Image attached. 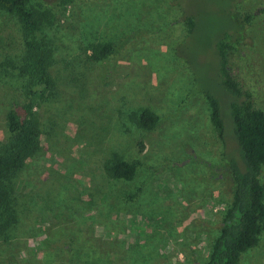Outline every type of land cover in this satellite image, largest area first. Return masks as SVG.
Masks as SVG:
<instances>
[{"label":"rangeland","instance_id":"rangeland-1","mask_svg":"<svg viewBox=\"0 0 264 264\" xmlns=\"http://www.w3.org/2000/svg\"><path fill=\"white\" fill-rule=\"evenodd\" d=\"M29 4L51 12L37 38L50 43L54 88L35 108L39 147L10 182L15 221L0 235V264H204L234 189L225 154L236 160L214 44L264 0ZM96 43L115 51L90 62L83 49ZM21 52L16 20L0 11V147L6 113L24 102L4 63ZM228 69L264 112V15L245 25ZM204 92L220 105L223 141ZM142 109L159 118L151 130L135 123ZM115 159L139 162L130 181L107 174ZM258 178L264 187V168ZM258 239L237 264H264V232Z\"/></svg>","mask_w":264,"mask_h":264},{"label":"trees","instance_id":"trees-1","mask_svg":"<svg viewBox=\"0 0 264 264\" xmlns=\"http://www.w3.org/2000/svg\"><path fill=\"white\" fill-rule=\"evenodd\" d=\"M0 11L12 16L18 24L22 52L17 64L5 62L4 70L11 69L21 79L24 96V102L14 104L5 115L6 131L0 147L1 235L15 221L10 197L11 179L39 147L35 108L52 95L54 82L49 74L50 43L37 38L40 28L50 22L51 12L32 7L29 0H0ZM260 14L264 15V8L244 15L234 26V31L222 33L214 44L216 75L228 96L237 161L225 154L224 168L229 171L234 189L204 264H237L242 253L258 245V237L264 232V187L258 178L264 168V112L253 107L250 97L240 89L228 69L230 58L243 39L245 25ZM185 24L186 35H190L195 26L192 15L186 17ZM83 51L87 60L98 63L113 54L115 48L111 43H96L86 45ZM204 95L210 108V122L222 140L224 128L220 105L214 96L207 92ZM134 118L142 130L153 129L159 119L150 109H142ZM139 167L138 161L129 163L115 159L105 165V171L111 178L130 181ZM140 192L141 188H137L123 199L132 202Z\"/></svg>","mask_w":264,"mask_h":264}]
</instances>
